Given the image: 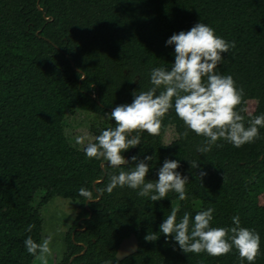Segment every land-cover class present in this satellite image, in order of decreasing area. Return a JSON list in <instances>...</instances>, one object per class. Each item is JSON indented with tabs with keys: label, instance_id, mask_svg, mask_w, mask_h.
Instances as JSON below:
<instances>
[{
	"label": "trees",
	"instance_id": "16d2710c",
	"mask_svg": "<svg viewBox=\"0 0 264 264\" xmlns=\"http://www.w3.org/2000/svg\"><path fill=\"white\" fill-rule=\"evenodd\" d=\"M200 22L235 43L214 71L244 89L237 111L248 109L241 113L247 126L264 115V0H0V264H33L24 241L41 242L38 209L53 198L78 204L53 264H115L116 249L130 234L137 251L118 264H242L235 248L223 256L184 253L159 232L172 208L179 209L178 221L185 212L194 218L213 208V227H231L239 215L242 227L259 233L254 264H264V127L252 143L237 148L220 140L205 154L197 151L204 137L191 131L182 137L185 126L174 108L158 135L132 133L141 144L123 155L153 156L146 180L158 179L166 159L179 160L177 171L188 177L186 200L169 192L155 202L127 186L102 191L110 174L134 163L108 167L66 133L67 118L79 113L90 140L115 127L109 114L152 87L151 69L170 70L175 46L167 40ZM169 129L175 137L165 144ZM81 187L94 201L79 196ZM28 225H35L31 232ZM152 232L158 240L146 241Z\"/></svg>",
	"mask_w": 264,
	"mask_h": 264
},
{
	"label": "clouds",
	"instance_id": "9594fccd",
	"mask_svg": "<svg viewBox=\"0 0 264 264\" xmlns=\"http://www.w3.org/2000/svg\"><path fill=\"white\" fill-rule=\"evenodd\" d=\"M174 45L175 60L170 70L165 67L152 68L147 91L133 93L129 104L116 106L109 114V119L115 121V127L101 131L93 140L85 135L75 137L77 145H83L85 155L92 159L107 162V166L119 169L134 163L128 171L110 174L109 182L102 191L111 194L118 186L138 190L140 197H149L151 201H160L169 192L178 194V199H187V176L177 169L179 160L166 159L158 170V179L146 180L149 172V161L152 155L138 159L133 155L125 159L123 152L141 144L139 134L147 132L151 136L159 134L162 118L174 108L177 117L183 122L186 138L189 131L204 137V143L197 146V151L205 154L211 151L213 145L224 140L234 147L252 143L259 136V128L264 127V115L248 120L241 113L248 109L238 106L243 102L244 89L237 88L231 75L224 76L214 70L222 62L224 53L235 47L234 42L226 41L215 34V30L205 24L197 23L188 31L174 33L166 42V46ZM83 78V77H82ZM206 78V79H205ZM87 141V143H86ZM192 167H198L196 161H189ZM206 173L201 171L200 178ZM79 196L85 202L94 201L93 193L83 187ZM178 208H172L170 214L159 225V232L166 238L171 237L184 253H207L209 256H223L235 248L243 264H254L260 255V235L254 229L241 226L239 215L232 217L231 227H213V208L199 211L194 218L185 212L177 220ZM35 225H28L31 232ZM157 233H148L145 240L155 242ZM52 235L42 238L37 243L28 236L24 245L27 252L36 259L47 264L52 256ZM105 264H113L106 261ZM115 264L118 261L115 260Z\"/></svg>",
	"mask_w": 264,
	"mask_h": 264
},
{
	"label": "rangeland",
	"instance_id": "374dc122",
	"mask_svg": "<svg viewBox=\"0 0 264 264\" xmlns=\"http://www.w3.org/2000/svg\"><path fill=\"white\" fill-rule=\"evenodd\" d=\"M82 113L76 114L67 118L70 126L66 127V133L70 139V143L74 146L75 137L78 135H89L87 133V128L84 125ZM90 121V120H89ZM88 125V123H87ZM175 137L173 131L169 129L163 136V143H169ZM82 146V145H79ZM39 200V195L33 201V205L36 206ZM75 205L76 202H71L62 198H53L49 200L46 204L39 207L38 211L43 219L42 222V238H46L49 234L52 235V243L50 247L52 248V256L48 257L47 264H53L61 255L62 247L59 245L60 240H62V235L66 228L69 227V219L72 220L77 214ZM71 222V221H70ZM33 264H43L42 261L36 259Z\"/></svg>",
	"mask_w": 264,
	"mask_h": 264
},
{
	"label": "water",
	"instance_id": "95a60500",
	"mask_svg": "<svg viewBox=\"0 0 264 264\" xmlns=\"http://www.w3.org/2000/svg\"><path fill=\"white\" fill-rule=\"evenodd\" d=\"M137 248V240L133 234H130L119 243L115 252L116 260L121 261L127 258L128 256L134 254L137 251Z\"/></svg>",
	"mask_w": 264,
	"mask_h": 264
}]
</instances>
